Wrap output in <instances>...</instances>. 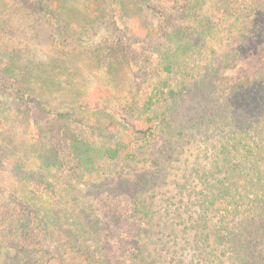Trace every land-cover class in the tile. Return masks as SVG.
<instances>
[{"label":"trees","instance_id":"obj_1","mask_svg":"<svg viewBox=\"0 0 264 264\" xmlns=\"http://www.w3.org/2000/svg\"><path fill=\"white\" fill-rule=\"evenodd\" d=\"M16 1L2 7L66 44L63 0ZM106 1L88 0L96 19ZM263 6L233 11L239 44L209 59L211 14L189 8L174 49L138 18L111 17L115 35L91 49L92 72L121 87L97 86L68 111L34 81L54 86L66 59L50 74L24 62L26 47L0 18V264H264ZM250 56V71L231 76ZM125 68L130 79L117 81ZM80 111L106 117L87 125L95 138L71 127Z\"/></svg>","mask_w":264,"mask_h":264},{"label":"rangeland","instance_id":"obj_2","mask_svg":"<svg viewBox=\"0 0 264 264\" xmlns=\"http://www.w3.org/2000/svg\"><path fill=\"white\" fill-rule=\"evenodd\" d=\"M7 2L11 3L9 6L19 3L16 0H7ZM263 2L264 0H120L121 9H115L114 6L112 8L111 2L107 0L108 13L102 19H96L89 9L88 0H63L61 1V19L71 26V29H69L72 34L66 39V44L61 46H56L57 34L55 31L47 24L26 14L18 6L5 10L2 7V0H0V18L7 20L6 27L12 32L9 35V40L13 39L14 43L20 42L22 47H26V61L24 60V62H27V59L40 60L47 65V71L50 74L53 70L52 64L57 59H66L68 70L59 75L58 78L54 74V77L58 80V83L54 86L48 84V79L44 75L34 77L36 78L34 81L36 90L42 96L50 98L56 110L68 111L70 102L74 97H77L79 103H81L87 99L97 86L121 87L98 78L92 72L91 49L96 47L102 38L115 35L110 27L111 17L122 19V24L131 18H138L149 30H158L161 42L174 49L176 44L173 43L171 36L179 30L181 24L187 25L185 22L189 21L186 19L189 8H193L197 15L211 14L216 27L212 31V49L206 57V59H209L219 54L225 56L221 51L238 46L239 40L233 38L238 34L237 32H231L229 26L234 19L230 18L233 11L236 12L237 10L240 14L246 12L244 9L262 7ZM114 10L118 14H113L115 13ZM255 16L259 17L260 12L256 11ZM184 59L186 58L184 57ZM240 61L241 63L238 64L240 67L231 72V76L235 78L241 73L246 74L247 71H250V67L256 61V56L246 57L245 60L242 57ZM203 62L196 60L189 63V66L196 67L195 65H202ZM130 77V71L125 68L116 79L117 81H127ZM75 117L79 122L71 127L74 130H86L88 132L86 135L94 138L96 137L95 133L89 131L87 125H92L97 120L106 121V117L102 115L95 116L92 113H84L83 111L77 112ZM37 123L40 125V123H45V120L38 119ZM18 129L21 136V132H24V130L21 127H18ZM44 135H47V133L41 134L42 140H45ZM25 136L27 139L29 138L27 135ZM34 152L32 151L30 156L34 157ZM109 237L113 242H118L112 232H109Z\"/></svg>","mask_w":264,"mask_h":264}]
</instances>
